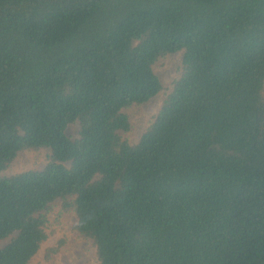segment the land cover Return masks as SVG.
Returning <instances> with one entry per match:
<instances>
[{"label": "trees", "instance_id": "trees-1", "mask_svg": "<svg viewBox=\"0 0 264 264\" xmlns=\"http://www.w3.org/2000/svg\"><path fill=\"white\" fill-rule=\"evenodd\" d=\"M58 202L99 264H264V0H0V264Z\"/></svg>", "mask_w": 264, "mask_h": 264}, {"label": "rangeland", "instance_id": "rangeland-1", "mask_svg": "<svg viewBox=\"0 0 264 264\" xmlns=\"http://www.w3.org/2000/svg\"><path fill=\"white\" fill-rule=\"evenodd\" d=\"M183 53H177L167 60L164 68L158 67V73L162 76L164 85L169 86L178 77L182 64ZM164 101V94H160L142 106H134L130 109L134 125V137L138 139L151 125L154 117L160 110ZM72 133H75L72 131ZM43 160L39 152H25L12 163L8 173H21L36 169ZM61 202L54 205L52 213V233L49 240L43 245L31 264H99L96 248L91 241L77 239L74 225L77 217L74 214L60 215ZM59 216V217H58ZM64 243L61 251L48 258L49 250Z\"/></svg>", "mask_w": 264, "mask_h": 264}]
</instances>
